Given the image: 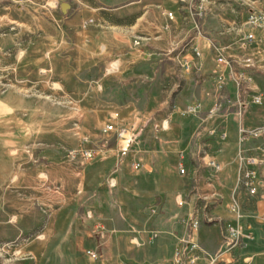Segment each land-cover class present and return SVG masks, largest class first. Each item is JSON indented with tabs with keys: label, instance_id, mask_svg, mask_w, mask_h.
I'll return each mask as SVG.
<instances>
[{
	"label": "crops",
	"instance_id": "0c3cea01",
	"mask_svg": "<svg viewBox=\"0 0 264 264\" xmlns=\"http://www.w3.org/2000/svg\"><path fill=\"white\" fill-rule=\"evenodd\" d=\"M79 2L63 37L57 35L51 42L47 68L41 72L57 79L66 95L77 97L82 110L103 109L106 123L135 125L133 140L104 133L106 123L99 118L92 122L98 129L87 128L91 123L84 112L82 133L97 149L76 173L70 164H60L62 155L55 147L33 149L39 141L29 128L33 118L4 113L0 117V246L18 240L19 252L30 254L31 260L6 258L7 252L0 251V264H32V259L35 264H167L180 248L178 238L185 234L191 214L199 219L198 244L216 254L230 245L224 228L236 223L228 208L232 197L240 205L241 223L250 238L225 251L214 264H264L263 169L256 167L255 195L248 194L238 179L240 157L264 158V135L238 141L241 127H264V63L254 64L264 53L253 51L256 47L251 44L264 40V21L260 26L249 24L250 13L232 5L233 0ZM17 4L11 0L0 7V25H10L15 36L22 23ZM199 6L201 17L194 15ZM167 11L173 13L172 20ZM91 19L93 24L83 26ZM246 33H253L254 39H245ZM11 36L7 45L16 47ZM19 53L9 60L14 72L5 70V75L22 78ZM219 53L229 65L216 61ZM108 61L113 69L106 71ZM221 71L224 80L217 90ZM239 72L252 78L241 105L234 80ZM4 94L0 109H22V87L10 86ZM255 94L261 95L260 104L251 102ZM215 104L217 110L210 112ZM191 106H197L196 111H186ZM24 143H31L32 149L25 151ZM24 152L26 158H36L29 172L23 167ZM210 158L222 169L210 167ZM137 160L141 166L133 169ZM39 161L53 182L59 169L61 196L57 204L45 198L52 208L30 221L42 235L23 249L20 240L29 229L23 214L44 201L38 192L52 183L37 181ZM29 173L31 180L25 181ZM87 250L95 251L98 258L90 257ZM202 263L200 259L198 264Z\"/></svg>",
	"mask_w": 264,
	"mask_h": 264
},
{
	"label": "rangeland",
	"instance_id": "374dc122",
	"mask_svg": "<svg viewBox=\"0 0 264 264\" xmlns=\"http://www.w3.org/2000/svg\"><path fill=\"white\" fill-rule=\"evenodd\" d=\"M16 1L18 3L17 5L20 7L19 12L21 13L22 21V23L17 26V28H19L17 29V36L14 35V29H11L10 31V25H0V99L4 98V91L9 89L10 86H20L22 87L21 96L23 107L18 111H15L14 109L11 111L0 109V117H4V113H10L9 115H11V117L17 114L22 117L26 116L28 118H33L32 120L34 124L29 128L34 130L33 135H37L36 137L39 140L36 143L37 147L35 146L33 149H40L46 146H51L52 148L55 147L54 149H57L60 155H62L59 159L61 161L60 164H70L71 168L77 173L82 165L93 159L81 163L84 160L81 156V152L83 150L91 151L94 157L95 151L93 150L97 149V147L93 145L94 143L90 142V138L82 133V129L84 130L85 126L80 125V119L84 117L85 112L87 122L91 123V126H87V128L98 129V127L93 125L92 122L99 118L105 124L107 122L105 119V111L103 109L82 110L77 97L66 95L62 85L56 83L55 80L57 79H53L52 76H47L46 72L43 73L41 71H44L47 68V53L52 47L51 42L54 38L57 39V35L58 37L60 36V38L63 37V32H65V26L67 25L66 22L71 17L73 11L79 8L81 4L79 0ZM62 1H68L72 4L73 8L67 15H63L61 12L60 3ZM233 1L234 3H232V5L237 6L239 4L240 7H245L248 15L252 12L264 14V0ZM9 2H11V0H0V7L5 6V4ZM55 2H58V4L55 5ZM76 5L78 7H76ZM105 17L108 20L110 19L109 14L105 15ZM92 21L94 20L91 19L88 23L93 24L94 22ZM99 27L103 28V26L100 25ZM9 35H12L11 37H13V40L16 38V47L14 45H7ZM251 44H254L253 47H256L253 51H262L264 53V40H259L257 44L253 41ZM14 47L17 51L14 50ZM19 51V55L23 61L22 78H14L11 74L5 75V70H7L8 73H11L10 70L14 72V62L10 63L9 60H13ZM105 60H109V58H106ZM263 63L264 57L262 60L259 59L254 62L255 65H262ZM106 64L107 66L105 68L108 70L113 69V64L110 61ZM255 69L258 70L256 67ZM37 70H39L38 74ZM24 145L25 151H30L32 149L31 143H24ZM69 151H75L74 158H71V156L70 158L68 157L67 153ZM25 153L26 152H24V157ZM35 160L36 158L34 156L31 158L25 157L23 160L24 169L29 172L31 166L36 164ZM38 164L40 172L37 181L39 183H50L52 181V183L49 185L45 184L43 188L47 189L43 192H38L40 200L43 198L44 201H40L39 203H35L28 207L27 211L23 214V218L26 219L25 225L29 228L26 232H23L21 240L19 239L21 242L20 246H22L23 249H29L31 240L35 236L42 235L39 229H37L36 224L33 226V223L30 222L31 218L38 217V213L41 215L45 214L48 209L52 208L46 206V202H48L46 200L54 199V204H57L59 203L57 198H59L58 196H61V194H59V185L62 174H59V169H56L54 175L57 176V178H55L53 182V180L46 178V175L42 171L44 167L43 163L39 161ZM30 177V173L26 176L24 175V180L30 181ZM26 191L27 190H24L22 193L25 194ZM28 193L30 192L28 191ZM17 246L18 240H15V243L14 241H8V251L4 256L6 258L12 256L13 258H16V260H21V262L31 260L29 258L31 256L30 254H21L22 252L15 254L14 251H20V248ZM32 261V264L36 263L34 259H32Z\"/></svg>",
	"mask_w": 264,
	"mask_h": 264
},
{
	"label": "built area",
	"instance_id": "2783aa9c",
	"mask_svg": "<svg viewBox=\"0 0 264 264\" xmlns=\"http://www.w3.org/2000/svg\"><path fill=\"white\" fill-rule=\"evenodd\" d=\"M58 2H55V5H57ZM195 16L201 17V7H198V10L194 13ZM166 16L169 20H172L174 15L171 11L166 12ZM91 20L84 21L83 26H85L88 22ZM264 21V14L262 13H255L252 12L248 16L247 22L251 24L252 26H260ZM193 27L196 33L200 34V26L197 21H194ZM245 39L251 41L254 39L253 33H246ZM136 42V41H135ZM192 50L194 54H198V51L196 47H192ZM216 61L220 64L229 65L228 59L221 53L218 54ZM110 70V69H109ZM106 69V71H109ZM251 75L244 72H239L237 74L235 80V83L239 89L240 95H239V103L240 105L245 103L244 99L241 98V95L246 91V89H249V85L251 83ZM224 80V73L221 71L217 74L216 77V87L217 90H219L222 87ZM262 101L261 95L255 94L251 97V102L255 104H260ZM218 104H215L213 109H211L210 112H214L218 108ZM197 106H191L188 107L186 111H196ZM239 113V112H238ZM128 126V127H127ZM122 125V124H114V123H107L105 127L103 128V132H114L116 137L118 139L126 140V142H131L133 140V130L135 129V125ZM129 133V134H128ZM239 137L238 141L239 143L244 142L245 140H248L250 138H256L259 136L264 135V127L259 128H243L241 127L239 129ZM264 148V147H263ZM264 150V149H263ZM75 151H69L68 157L74 158ZM81 156L84 158V160L81 163H84L86 160H91L93 158L92 152L88 150H83L81 152ZM240 160L242 161V165L240 166L239 171V182L243 185L244 188H246L248 194L255 195L257 193V186H258V175L256 173V167L261 166L263 169V175H264V158L263 156L258 155H251L247 157H240ZM207 164L215 169L216 171H219L222 169V165L219 164L215 159L210 158L207 160ZM133 169H138L141 166L140 161H135L131 164ZM179 172L184 173V167L179 166ZM110 186L114 185V179L113 177L110 178L108 181ZM229 212L232 215V218L235 220L234 226H225V238L226 240L230 241V245L228 247H225L221 252L212 254L206 251L205 249L201 248L198 244L197 240L195 239V233L198 231L199 227V219L196 216V214H191L187 221H185L186 226V232L183 236L178 238V243L180 244V248L176 249L172 259L167 264H198V261L201 259L203 261L202 264H214L216 261L219 260V258L222 256V254L225 251L230 250L233 247H236L239 242L244 238H250V234L246 233L244 231V227L242 226L241 220L243 218V213L241 212L240 205L235 197H232L229 203ZM8 247V243H4L0 246V251H8V249L4 248ZM195 251H200V253H196ZM15 254H19V251H14ZM86 253L94 258L97 259L98 255L93 250H87Z\"/></svg>",
	"mask_w": 264,
	"mask_h": 264
},
{
	"label": "water",
	"instance_id": "95a60500",
	"mask_svg": "<svg viewBox=\"0 0 264 264\" xmlns=\"http://www.w3.org/2000/svg\"><path fill=\"white\" fill-rule=\"evenodd\" d=\"M72 7V4L68 1H62L60 3V9H61V12L62 14H67V12L71 9Z\"/></svg>",
	"mask_w": 264,
	"mask_h": 264
}]
</instances>
